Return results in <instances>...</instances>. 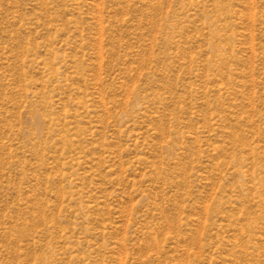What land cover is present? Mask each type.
I'll return each mask as SVG.
<instances>
[{
	"label": "rangeland",
	"instance_id": "obj_1",
	"mask_svg": "<svg viewBox=\"0 0 264 264\" xmlns=\"http://www.w3.org/2000/svg\"><path fill=\"white\" fill-rule=\"evenodd\" d=\"M0 264H264V0H0Z\"/></svg>",
	"mask_w": 264,
	"mask_h": 264
}]
</instances>
